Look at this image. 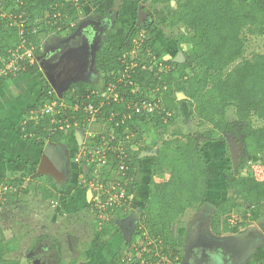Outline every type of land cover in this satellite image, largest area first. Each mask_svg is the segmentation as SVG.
Masks as SVG:
<instances>
[{"label": "trees", "instance_id": "16d2710c", "mask_svg": "<svg viewBox=\"0 0 264 264\" xmlns=\"http://www.w3.org/2000/svg\"><path fill=\"white\" fill-rule=\"evenodd\" d=\"M22 1V5H16L15 0H0V14H5L0 17V69L14 60L12 53L21 41L20 28L13 26V21L24 22L22 38L37 47L35 55L41 58L43 53L40 50L39 34L34 31L35 22L40 21L41 25L37 33L48 32L45 24L47 20H50L48 26L51 31L71 28L75 32L84 6L96 0ZM148 1L153 5H160L169 4L173 0ZM55 18L58 20L56 24ZM170 24H181L192 32L181 40L189 48L185 52L186 61L174 63L179 67L177 77L175 70L170 69L171 62L164 61L167 52L152 37V23L146 26L149 37L143 46L150 50L149 58L159 61L156 65L146 66L138 60L136 65L131 66L132 62L126 61L125 54L133 44L134 35H130L127 44L120 47L108 45L95 53V69L104 73L106 88L111 84L117 86L118 101L113 98L108 100L102 92L93 94L97 90L85 79L70 87L76 89L77 95H72L71 90L68 91L71 96L64 93L62 99L56 93L50 95L53 88L39 64L30 65L26 72H18L16 76L9 73L10 77L0 78V87L7 80L28 75L40 83L38 101L33 107L22 109V117L17 122L15 131L21 139L44 148L48 143L62 142L69 135L54 131L49 115L41 116L38 122L27 121L33 111H39L49 102L61 103V100H66L72 106L77 101L85 104L92 102L100 111L97 119L113 116L115 123L111 124L115 133L118 138H124L126 121L131 127L137 122H150L155 129L166 130L167 122L177 116L178 95L184 94L190 101V112L197 118L199 126H209V129L204 133V141L183 133L163 141L151 167L153 177L145 206L144 226H136V235L146 233L152 239V244L148 247L151 253L155 251L154 246H159V252L169 256L173 260L172 264H181V251L177 249L179 243L172 226L188 210H197L205 205L208 192L215 184L210 180V165L213 162L203 150L205 142L219 137V141L224 142L225 149L220 170L223 199L217 203L212 215V231L217 236L237 234L238 229L230 223L234 212L238 209L264 207V126L255 125L256 120L264 121V53L246 57L248 37L264 36V0H181L170 17ZM135 29L140 31L139 27ZM162 63L166 69L161 70ZM187 70L191 72L187 73ZM122 77L123 81L120 82ZM149 94L154 98H149ZM143 102L152 107L155 105L154 109L137 112L134 106ZM230 108L235 109L239 130L238 125L228 121L227 112ZM82 117L86 119L83 107L76 113L65 110L61 115L62 119L68 118L73 126ZM117 123L119 126H116ZM83 125L85 126L84 123ZM228 138L241 145L236 170ZM99 141L100 137H97L98 144ZM114 145H118V141L108 143L104 149L108 165L119 172L122 159ZM129 154L127 158H123L128 183L121 186L128 201L139 189V184L131 181L136 158ZM259 158L262 159L261 162H257ZM39 165L35 163L26 167L27 175L38 177ZM41 189L44 200H49L54 195L53 191L45 187ZM116 208L117 206L112 208V213ZM0 235V264H22L8 259V255L16 249L12 241L4 244V235ZM124 244L130 251L136 252L138 248L142 256L148 253L145 239L134 246L126 240ZM253 264H264V258Z\"/></svg>", "mask_w": 264, "mask_h": 264}, {"label": "rangeland", "instance_id": "374dc122", "mask_svg": "<svg viewBox=\"0 0 264 264\" xmlns=\"http://www.w3.org/2000/svg\"><path fill=\"white\" fill-rule=\"evenodd\" d=\"M180 1L173 0L169 4L153 5L148 0H96L84 6L76 32H72L71 28L61 29L58 32L51 31L48 26L50 20L45 21L48 32L37 33L41 27L40 21L35 22L34 31L39 34L42 57L46 56L47 50L68 41L72 33H77L80 27L86 24L90 25L89 29L93 30L94 34L99 33V42L94 52L108 45L120 47L128 43L130 35H134L133 44L125 54L126 61L130 60L131 66L136 65L138 60L146 66H153L159 61L149 58L151 53L148 51L150 50L143 46L144 41L149 37L146 26L152 23L153 30L149 29L153 32L152 37L157 39L162 49L167 52L164 61L171 62L170 69L175 70L177 77L179 67H176L174 63H184L186 61L185 52L189 48L181 43V40L192 33L181 24L175 26L170 24V17ZM139 9L143 14L138 22ZM57 21L56 19L55 24ZM135 23L140 31L135 29ZM13 26L24 29L19 22L13 21ZM104 28L105 31L100 33ZM254 53H264V36L248 37L246 57L249 58ZM163 64H161V70L166 69ZM190 72L187 70V73ZM104 79V73L97 71L94 66L92 75L87 81L98 92L104 93L106 88ZM27 81L31 86L37 83V89H39L38 81L34 83L31 80ZM122 81L123 77L120 78V82ZM28 88L29 85L25 84L15 95L9 91L7 95L0 98V109L6 112L7 117H10L8 114L12 108L8 103L16 105L18 100L25 106L34 101L33 97L38 93H32L33 96L30 97L25 92ZM66 93V95L69 94L68 91ZM69 95L68 97L71 96ZM148 97L154 98L152 94ZM178 101V110L175 112L177 116L171 122H167L166 130L155 129L150 122H137L131 127L126 121L124 138L117 137L112 126L115 123L113 116L112 119H106L103 116L92 123L85 121L86 126L83 125L84 118L82 117L80 122L83 126L77 122L72 132L67 133L69 135L65 140L57 144L52 143L61 153L62 165L57 171L55 169L42 170L38 177L27 175L25 168L30 165L25 161L27 158L16 155V150L7 145V156L6 154L5 156L12 158V162L0 165V179L2 180L0 183V231L5 238L4 244L12 241L16 249L8 255V259L22 262V264H32L35 259H40L36 261V264H71L72 261H77V264H118L120 257L128 253H132L139 259L142 255L140 250L136 248V252L135 250L130 252L124 244V235L130 229L135 233L131 246L145 239V247H147V254L150 253L149 256L159 252L161 250L159 246H154L153 250L156 251L150 252L148 247L152 244V239L148 238L146 233L136 235V226H144L145 206L153 177L151 167L156 153L163 141L171 139L178 133H183L185 136L191 135L204 141V133L209 129V126H199L197 118L190 112V101L184 94L178 95ZM15 105V111L20 113V106ZM63 107L65 108H60L62 113L65 110L72 113L77 112L76 107L66 100ZM2 113H0L1 119L4 115ZM227 118L233 125H238L235 109L228 110ZM255 125L264 126V121L256 120ZM4 126H6L4 134L13 128L10 122L0 125V129ZM76 132L80 133L82 137L80 140L77 139ZM97 137H100V144L96 142ZM110 140L118 141V145L122 144L123 149L128 150L129 156L136 158L135 172L131 181L139 184V189L134 192L129 201L126 196L124 199L120 197L123 193L121 192L122 187L127 181L125 177L118 170L111 169L110 165L103 167L86 155L91 149L93 151L96 145L106 147V143ZM118 145L114 146L118 147ZM203 150L206 157L213 162L210 169L211 181L215 179V186L213 185L208 192V201L205 205L185 217L183 215L184 218L181 216L172 226L174 232L178 229L176 234L180 240L177 239L179 243L177 249L181 250V260L184 259L186 250H189L188 242L192 231H198V237H203L206 231L208 233L212 231V215L217 203L223 199L224 188L220 170L225 154L224 142L219 141L217 137L210 142H205ZM40 159L41 156L39 162ZM261 161L262 159H257V162ZM41 187L53 191L54 195L51 199L42 198ZM112 200L117 202L111 205ZM112 206H117L113 213ZM239 217L237 216L238 219ZM237 218L233 217L231 221L235 222ZM238 234L234 235L228 243L232 245L231 248H225L227 246L224 243L221 245L226 251H230V264H253L264 258V239L256 237L254 243L247 246L242 243V237L245 236H238ZM244 240L248 238L245 237ZM254 246L256 247L253 248ZM201 254L209 256H206L210 258L206 264H223L222 258L217 254L219 258L217 261L211 258L215 256L212 252L208 254L204 251ZM168 260L170 264L173 263L169 257ZM185 261L189 262L186 256ZM186 263L181 262V264Z\"/></svg>", "mask_w": 264, "mask_h": 264}, {"label": "crops", "instance_id": "0c3cea01", "mask_svg": "<svg viewBox=\"0 0 264 264\" xmlns=\"http://www.w3.org/2000/svg\"><path fill=\"white\" fill-rule=\"evenodd\" d=\"M28 76H22L19 78H15V79H10L7 80L1 87H0V98L2 96H5L9 93V91L11 92L12 95H15L17 93L18 90L21 89V86H25V84L29 85V88L27 90H25L26 94L28 96H33L32 93H38L37 96L33 97L34 101L31 102L30 104L27 105H22L21 102H19L17 100L16 105L14 103H8L11 105V110L8 114H7L4 110L0 109V113H4L3 115V119L0 118V125L6 123V122H10V124H12L13 128L11 130H7V132L4 134V131H6V126L2 127L0 129V165L5 164L7 165L8 162H12V158H6L7 156V145H9L8 147H11V149H15L17 154L21 156L22 158H27L25 159V161L27 163L30 164H35V163H41L42 158H43V154H44V150L42 147L37 146L35 144L29 143L28 141H25L23 139H21L19 137V135L16 133L15 131V126L17 124V122L21 119L22 117V109L23 108H27L30 106H34L36 104V102L38 101V97L40 96V87L39 89H37V82L35 79H33L32 77ZM29 78V79H27ZM27 80H31L34 85L31 86V84L27 81ZM39 83V82H38ZM25 94V95H26ZM15 106H20V113L15 111ZM2 113V114H3ZM12 116V117H11ZM6 117V118H4ZM12 118V121H10ZM58 151V149H57ZM58 153L61 155V153L58 151ZM6 154V156H5ZM15 155V156H16ZM41 156L40 162L39 157ZM26 163V164H27ZM210 180H211V170H210ZM215 180V179H214ZM212 181V183H214L215 181ZM194 210H188L186 212V214L184 215V217L188 214H190L191 212H193ZM237 216H240L239 219L237 218ZM183 217V216H182ZM183 217V218H184ZM233 217L237 218V220L235 222H233V220L230 222L231 226L234 228H237L239 232L241 233H237L238 236H245L248 238V240H244L246 242V245H252V243H254V240H256V237L260 238V239H264V207H257L254 208L253 210H245V209H238L234 212ZM257 220V221H256ZM177 226V224H176ZM179 226V225H178ZM178 230V229H177ZM175 231V237L176 239L180 240V238L178 237V234H176L178 231ZM212 230V228H211ZM207 236L211 239L210 241H212L214 243V245L212 246H216L217 249L216 252H218L220 258H222L223 263H227L229 264L230 262V251H226L225 253H222L221 251H219V249L221 250V248H223L221 245H223V243L226 245L229 242H231L232 238H234V235H229V236H217L213 231H210V233H206ZM245 237H242L243 239H245ZM181 244V243H180ZM204 246V250L203 252H207L209 254V247L208 243L203 244ZM258 246V245H257ZM256 246H254L253 248H255ZM181 251V250H180ZM188 249L186 250L185 254H187ZM233 254V253H231ZM207 257H209L208 255H206ZM211 258H215V256H211ZM210 259V258H208ZM207 259V260H208ZM217 259H219L217 257ZM206 264V262L204 263Z\"/></svg>", "mask_w": 264, "mask_h": 264}, {"label": "built area", "instance_id": "2783aa9c", "mask_svg": "<svg viewBox=\"0 0 264 264\" xmlns=\"http://www.w3.org/2000/svg\"><path fill=\"white\" fill-rule=\"evenodd\" d=\"M16 5H21L23 3L22 0H15ZM1 2H0V6H1ZM1 17H4L5 14H0ZM20 18H22L20 16ZM21 25H23V21L20 22ZM24 26V25H23ZM24 29H20V37H21V41L20 43L15 46V52L12 53V57H14V60H12L8 65H6L3 69H0V78H7L10 77L8 74L9 73H14V75L16 76V74L18 72L24 71L26 72V69H28V67H30V65H35V64H39V59L36 55L35 52L37 50V47H35V45H33L32 43H28L26 39H23V32ZM40 50L42 51V47L40 46ZM71 90L72 95H77V91L76 89H69L68 91ZM104 93L108 96L107 99H115V101H118L119 96L117 93V86L115 84H111L109 85L107 88L104 89ZM54 92L50 91L49 94L52 95ZM98 91H94L93 94H97ZM104 94V96L106 97V95ZM65 101L61 100V103H58L57 101H52L49 102L47 104H45V106L43 108H41L39 111H33L30 115V117L28 118V120L31 121H39L41 116H45V115H49L51 118V125L54 126V131H60L62 133H69L72 132L73 130V125L71 124L70 120L67 119H62L61 115L63 114L60 111V108H65L64 106ZM76 108L75 110L78 111V109L80 107H83V111L84 114L86 115V119H84V121H82L85 124V121L87 123V121L89 123L92 122H96L97 119V114L100 112L99 109L95 108V105L90 102L88 104L85 103H80V102H76V104L74 105ZM135 110L137 108V112H140L142 109L144 110H149L152 111L154 109V107L150 106L147 102H143L140 105H135ZM77 125V123L75 124V126ZM87 125V124H86ZM85 125V126H86ZM116 126H119V123L116 124ZM115 140V139H114ZM114 140H110L109 143H113ZM108 143H106L107 145ZM105 147L98 145L96 146L93 151L90 150V152H87V156L89 155L91 157V160L94 162H98L99 165L103 166V167H107L108 166V158L106 157V150L104 149ZM124 147H122V144H119L118 147H116V149H118L119 151V156L122 159L121 160V165H120V169L119 172L123 175V177H125V172L127 170L124 162L123 158H127L128 157V150L123 149ZM108 149H111V146L108 147ZM127 183V182H126ZM123 192L120 197L121 199L125 198V190L122 188ZM116 200H112V202L110 203L111 205L113 203H116ZM114 207V206H112ZM146 250V249H145ZM144 250V251H145ZM130 251V250H129ZM156 251V250H155ZM131 252V251H130ZM160 255H165L163 253L160 252H156L153 255L149 256V254H146V256H142L140 255V258L137 259L135 255H133L132 253L128 255H123L122 257H120L118 264H170L167 255L162 257ZM142 256V258H141ZM158 258V260H156ZM162 258V259H161ZM170 258V257H169ZM161 259V262H159V260Z\"/></svg>", "mask_w": 264, "mask_h": 264}, {"label": "water", "instance_id": "95a60500", "mask_svg": "<svg viewBox=\"0 0 264 264\" xmlns=\"http://www.w3.org/2000/svg\"><path fill=\"white\" fill-rule=\"evenodd\" d=\"M88 59H90V53L87 47L83 43L75 41L66 44L53 56H45L39 59V65L59 99L63 98L64 93L75 82L83 79L81 73ZM76 137L78 140L82 138L79 132H76ZM227 140L233 160V167L236 170L241 145L235 144L236 142H232L230 138ZM62 160L57 147L52 143L47 144L39 165V173L42 170L58 169L62 165Z\"/></svg>", "mask_w": 264, "mask_h": 264}, {"label": "flooded vegetation", "instance_id": "af4514ba", "mask_svg": "<svg viewBox=\"0 0 264 264\" xmlns=\"http://www.w3.org/2000/svg\"><path fill=\"white\" fill-rule=\"evenodd\" d=\"M142 14L143 13H142L141 9H139L138 22L140 21ZM144 23H146V22H144ZM73 27H74V25H73ZM89 27H90V25H88V24L81 26L79 31H77V33H72V35L68 39V41H66L64 43H60L58 46L47 50V52L45 54L47 57L53 56L54 54L59 52L66 44H69L70 42L75 41V42L83 43L87 47V49L90 53V59H88L87 62L85 63L84 69L81 73V77H83V79H85V80L89 79L92 75L93 67L95 66L94 55L98 51V49L96 52H94V50L96 49L97 44L99 42V33L94 34L95 32L93 30L89 29ZM135 28H136V23H135ZM104 31H105V28H104V30L101 29L100 33L104 32ZM55 170L57 171L58 169H55ZM192 228H194V227H192ZM131 230L132 229L127 231L126 234L124 235V241L126 240L128 242H131L134 240V234L135 233H134V231H131ZM203 233H205V231ZM206 233H207V231H206ZM206 233L204 234L203 237H198L197 236L198 231H192L190 238H189L190 241L188 242L189 250L187 251V254L184 255V259L182 260L183 263H186L185 256L189 260V262L186 264H204L205 262L207 263L208 258L206 257V255L201 254L204 250L203 244H206V243H208V246H210L208 248L209 251L215 255V258H213V260L217 261V256L220 257L218 252H216V250H215V249H217V247L212 246V245H214V243L212 241H210L211 239L207 236ZM129 239H130V241H129ZM242 243L244 245H246V242L244 241L243 238H242ZM225 246H227L225 248H231L232 247L231 244H226ZM225 248H221V250L219 249V251H221L222 253H225ZM216 254H217V256H216ZM38 260H40V259L33 260L32 264H36V261H38ZM223 264H228V262L227 263L224 262ZM229 264H230V262H229Z\"/></svg>", "mask_w": 264, "mask_h": 264}, {"label": "bare ground", "instance_id": "6f19581e", "mask_svg": "<svg viewBox=\"0 0 264 264\" xmlns=\"http://www.w3.org/2000/svg\"><path fill=\"white\" fill-rule=\"evenodd\" d=\"M2 5V4H1ZM22 5V4H21ZM74 125H75V123H74ZM83 126V125H82Z\"/></svg>", "mask_w": 264, "mask_h": 264}, {"label": "clouds", "instance_id": "9594fccd", "mask_svg": "<svg viewBox=\"0 0 264 264\" xmlns=\"http://www.w3.org/2000/svg\"><path fill=\"white\" fill-rule=\"evenodd\" d=\"M42 58V57H41ZM40 66V65H39ZM44 74V73H43Z\"/></svg>", "mask_w": 264, "mask_h": 264}]
</instances>
